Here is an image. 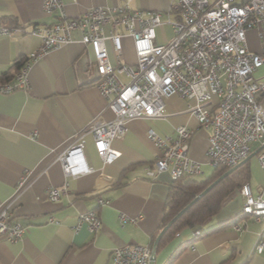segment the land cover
I'll return each mask as SVG.
<instances>
[{"label": "crops", "instance_id": "obj_1", "mask_svg": "<svg viewBox=\"0 0 264 264\" xmlns=\"http://www.w3.org/2000/svg\"><path fill=\"white\" fill-rule=\"evenodd\" d=\"M125 1L63 0L66 13L72 17L93 5L113 6ZM42 2L0 0V25L30 27L55 22L58 12H45ZM171 2L131 0L130 4L161 11L166 20L178 15L171 9ZM166 26L171 31L168 39L158 36V30L164 32ZM250 31L257 38L256 30ZM72 36L74 41L49 50L31 64L29 88L0 92V201L10 203L11 220L28 225L16 241L0 238V264H113L112 250L116 246H153L162 229L173 180L168 171L155 178L147 174L160 154L148 137L151 127L169 135H175L178 125L194 129L189 153L203 168L194 177L204 179L215 170L206 154L212 129L201 125L189 112L186 98L172 95L166 99L163 116L128 122L125 134L111 142L121 152L112 162H103L92 133L87 132L83 153L92 170L66 176L56 159L57 153L71 144L95 116L111 119L113 115L97 86V73L90 65L91 47L79 41L80 29L72 30ZM172 36L169 23L156 27L157 43H166ZM258 43L256 47L249 45L250 49L261 50V42ZM40 45V38L30 34L0 35V83L14 77L16 71L12 66L20 56H27ZM110 57L114 60L112 50ZM123 57L129 62L136 59L130 37H126ZM254 75L264 80V64ZM261 99L264 100V94ZM263 147L264 144L254 142V155L243 163L248 172L245 182L252 195L264 198V170L257 159ZM26 172L30 173L29 184L17 191ZM65 181L68 192H63L58 200L49 199L47 188L62 186ZM241 184L202 225L184 227L165 239L156 248L154 264H264V251L255 249L260 236H264V215L256 218L242 211L245 196L239 190ZM99 197L108 202L99 205ZM92 208L97 209L102 220L97 233L85 227L77 231L71 228L81 212ZM122 213L134 220L122 225ZM240 223L241 231L235 228ZM195 229L205 233L194 237ZM207 230L210 231L206 233Z\"/></svg>", "mask_w": 264, "mask_h": 264}, {"label": "built area", "instance_id": "obj_2", "mask_svg": "<svg viewBox=\"0 0 264 264\" xmlns=\"http://www.w3.org/2000/svg\"><path fill=\"white\" fill-rule=\"evenodd\" d=\"M131 0L113 6L93 5L78 16H69L63 0H43L45 12L57 11L55 22L36 23L30 27L0 25V35L30 34L39 37L41 45L30 52L10 81L0 84V92L29 88L31 64L49 50L75 39L72 30L80 29L79 40L92 49L91 66L97 73V86L107 100L112 118L97 115L76 138L60 150L56 159L66 176H78L92 170L86 164L83 148L85 134L92 133L95 148L104 163L112 162L120 151L112 147L113 139L122 137L129 121L154 119L165 114L166 99L179 95L188 100L187 108L200 124L212 129L206 154L209 164L233 167L252 152L254 142L264 144V80L254 75L264 64V0H172L175 18L163 20L158 10L135 8ZM169 23L173 36L166 43L156 42V27ZM256 30L261 50H251L247 33ZM130 37L136 59L123 57L124 38ZM113 52L114 60L110 57ZM149 139L160 149L154 166L147 174L155 178L168 171L172 180L203 172L202 163L190 153L194 129L178 125L175 135L163 134L151 127ZM264 170V147L257 153ZM26 172L17 191L29 184ZM68 182L50 186L49 199L58 200L68 192ZM245 196L243 212L264 215V198L253 196L244 182L239 187ZM108 200L99 197V205ZM10 203L0 201V238L16 241L27 224L11 220ZM134 220L122 213L121 224ZM97 233L102 220L96 208L81 212L71 225ZM239 231L243 224H235ZM179 234V233H177ZM201 234L194 230V237ZM255 249L264 251V236ZM152 245L124 244L113 248V264H149Z\"/></svg>", "mask_w": 264, "mask_h": 264}, {"label": "trees", "instance_id": "obj_3", "mask_svg": "<svg viewBox=\"0 0 264 264\" xmlns=\"http://www.w3.org/2000/svg\"><path fill=\"white\" fill-rule=\"evenodd\" d=\"M25 59L26 56H20L13 63L12 67L16 72ZM12 79L2 81L1 83L10 81ZM229 168L231 167L218 166L215 168L212 175L204 179H198L194 176L186 175L177 180H173L166 200L162 228L195 196L202 192L212 181H214ZM247 178L248 172L244 169V163H241L238 167L230 171L226 176L218 181V183L212 186L204 195L198 198L180 216L177 217V219L161 236L157 244V248L165 239L174 235L180 229L184 227H198L202 225L207 218L213 216L220 210L225 197L239 184L245 182ZM210 230H207L206 233ZM204 233L205 232H201L200 235ZM179 250H177V252Z\"/></svg>", "mask_w": 264, "mask_h": 264}, {"label": "water", "instance_id": "obj_4", "mask_svg": "<svg viewBox=\"0 0 264 264\" xmlns=\"http://www.w3.org/2000/svg\"><path fill=\"white\" fill-rule=\"evenodd\" d=\"M255 152L250 153L248 157L243 159L238 165L233 166L223 172L220 176H218L214 181H212L202 192H200L197 196H195L185 207H183L175 216L171 218V220L161 229L159 234L156 237V240L153 244V251H152V259L149 264H154L155 261V254H156V248L158 241L160 240L161 236L164 234V232L167 230V228L177 219L178 216H180L190 205H192L198 198H200L202 195H204L212 186H214L218 181H220L224 176H226L230 171L234 170L236 167H238L241 163L245 162L248 158H250L252 155H254Z\"/></svg>", "mask_w": 264, "mask_h": 264}, {"label": "rangeland", "instance_id": "obj_5", "mask_svg": "<svg viewBox=\"0 0 264 264\" xmlns=\"http://www.w3.org/2000/svg\"><path fill=\"white\" fill-rule=\"evenodd\" d=\"M170 34H171L170 27L168 26L164 28V32L161 29L158 30V36L160 37L166 36L168 39ZM247 36H248V44L250 45V47H256L259 44L258 43L259 39H257L258 37L256 38L251 31H248ZM123 42L125 46L126 38H124Z\"/></svg>", "mask_w": 264, "mask_h": 264}]
</instances>
